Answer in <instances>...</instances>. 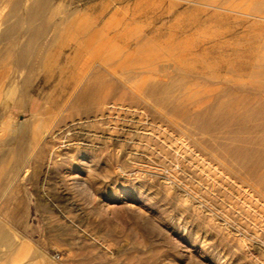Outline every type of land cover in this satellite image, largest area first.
<instances>
[{
  "label": "rangeland",
  "instance_id": "rangeland-1",
  "mask_svg": "<svg viewBox=\"0 0 264 264\" xmlns=\"http://www.w3.org/2000/svg\"><path fill=\"white\" fill-rule=\"evenodd\" d=\"M14 1L8 15L0 0V32L19 31L0 41V262L264 264V7L48 0L30 20ZM50 13L69 21L42 27ZM36 28L29 72L14 56Z\"/></svg>",
  "mask_w": 264,
  "mask_h": 264
},
{
  "label": "bare ground",
  "instance_id": "bare-ground-1",
  "mask_svg": "<svg viewBox=\"0 0 264 264\" xmlns=\"http://www.w3.org/2000/svg\"><path fill=\"white\" fill-rule=\"evenodd\" d=\"M3 1H5V2H8L7 3V5H8V15H10V14H13L15 11H16V9L18 8V6H19V3L17 2V1H14V2H10V0H3ZM20 1H22V0H20ZM201 2V1H200ZM251 2H252V4H251V6L249 7V9L250 10H252V11H259V10H261L263 7H264V0H251ZM22 3V2H21ZM208 3V2H207ZM250 3V2H249ZM25 4L27 5L26 7H27V18L28 19H30V20H33V19H35V18H37V17H40L41 16V14H43V12L42 11H44V10H46V9H48V0H32L31 2H29V0H25ZM195 4V3H194ZM4 6H6V4L4 5ZM198 6V5H197ZM210 6V5H209ZM213 5H211V7H212ZM24 7V6H23ZM26 7H24V8H26ZM216 8L217 7H219V6H215ZM49 9H51V8H49ZM115 9V8H114ZM206 9V8H205ZM228 9V8H227ZM209 10V9H208ZM226 10V9H225ZM204 11V10H203ZM42 12V13H41ZM52 12V11H51ZM48 13V12H47ZM53 13V12H52ZM52 13H50V16L49 15H46V16H42L41 17V19H42V22H41V26L42 27H46V26H49V25H52L54 28H57V29H60V27L62 26V25H64V23H66L67 21H69L68 20V17H70L68 14H66V16L64 17V18H62V19H59L57 22H55L54 21V23H53V20H52V17H51V15H52ZM208 13V12H207ZM213 13H215L214 15H216V12H213ZM49 14V13H48ZM7 15V16H8ZM213 15V14H212ZM248 15V14H247ZM252 15V14H251ZM250 15V16H251ZM64 16V15H63ZM10 17V16H9ZM56 18V17H55ZM54 18V19H55ZM10 19V18H9ZM78 19V18H77ZM247 19V18H246ZM88 20V19H87ZM96 21V20H95ZM9 22V21H8ZM195 22V21H194ZM13 23V22H12ZM252 23V22H251ZM2 24V23H1ZM23 24V23H22ZM71 24V23H70ZM20 25V24H19ZM87 25V24H86ZM17 25H12V26H9V27H6V28H4L1 32H0V41H2V40H7V48H9V49H12V47H11V45L13 44V42L14 41H16L17 39H18V37L16 36V33H18L19 31H17ZM62 27H64V26H62ZM66 27V26H65ZM75 28V27H74ZM80 28V27H79ZM88 28V27H87ZM26 29V28H25ZM63 29V28H62ZM98 29V28H97ZM19 30V29H18ZM24 30V29H23ZM40 28H36V29H33L32 31H31V33H30V36H29V38L24 42V44L17 50V53H16V55L14 56V61H15V63L17 64V66H19L20 68H23V67H25L26 66V63H25V59L28 57V54H29V52H30V50H31V48H32V44H33V41H34V37H37L38 36V34H39V32H40ZM54 33H56V31L54 32ZM60 33H61V31H60ZM86 34V33H85ZM95 34V33H94ZM73 35V34H72ZM91 35V34H90ZM96 35V34H95ZM136 35V34H135ZM25 36V35H24ZM89 37V36H88ZM100 37V36H99ZM244 37V36H243ZM94 38V37H93ZM245 38H246V35H245ZM254 38V42L255 41H263V43H264V37L263 36H258V35H256V37H252L251 39H253ZM100 39V38H99ZM136 39V38H135ZM247 39V38H246ZM246 39H245V41H246ZM251 39H250V41H251ZM95 40V39H94ZM88 41V40H87ZM92 41V40H91ZM100 42V41H99ZM244 42V41H243ZM90 43V42H89ZM105 43V42H104ZM249 43V42H248ZM252 43V42H251ZM106 44V43H105ZM19 45V44H18ZM259 48V47H258ZM257 48V49H258ZM93 49V48H92ZM252 49H253V47H252ZM251 49V47H250V50H252ZM256 49V48H255ZM254 49V50H255ZM260 49H264V45H263V47H261ZM99 51V50H98ZM104 51V50H103ZM257 52H259V53H256V55L260 58V61H261V63L262 64H264V52L263 51H257ZM95 53H97V52H95ZM100 53H101V51H100ZM251 53V52H250ZM66 55V54H65ZM101 55H102V53H101ZM106 55V54H105ZM108 56V55H107ZM107 56H105L106 58H107ZM69 57H71V56H69ZM99 57H100V55H99ZM247 57H249V56H247ZM34 58H37V57H34ZM112 58V57H111ZM198 59V58H197ZM28 60V59H27ZM106 60V59H105ZM218 60V59H217ZM216 59H215V61H217ZM220 60H222V59H220ZM224 60V59H223ZM226 60V59H225ZM227 60H229V59H227ZM11 61H12V59H11ZM214 61V62H215ZM230 61V60H229ZM64 62V61H63ZM218 62V61H217ZM226 62V61H225ZM133 63V62H132ZM135 63V62H134ZM233 63V62H232ZM93 64V63H92ZM214 64V63H213ZM216 64V63H215ZM223 64H224V62L222 63V66H223ZM120 65V64H119ZM218 65V64H217ZM216 65V66H217ZM220 65V64H219ZM218 65V66H219ZM227 65V64H226ZM209 66V65H208ZM212 66V65H211ZM210 66V67H211ZM26 67H29V69H28V71L30 72V69H31V67H30V65L29 66H26ZM215 67V66H214ZM213 67V68H214ZM221 66H219L218 68H220ZM224 67V66H223ZM56 68H57V72L56 73H54V72H52V70L51 71H49L48 72V74H47V77L46 78H51L52 76H54L55 74H58L60 77H61V75H62V73H63V66H56ZM212 68V67H211ZM210 68V69H211ZM217 68V69H218ZM19 70V69H18ZM214 70H216V69H214ZM21 71V70H20ZM87 71V70H86ZM176 71H178V70H176ZM218 72H219V69L217 70ZM222 71L223 70H221V73H222ZM211 72H213V71H211ZM224 72V71H223ZM208 73H210V71L208 72ZM215 73H217L216 71H215ZM220 73V72H219ZM167 75V74H166ZM217 75V74H216ZM222 75V74H221ZM220 75V77H223V76H221ZM227 76V75H226ZM226 76H225V78H226ZM59 77V80H62L61 78ZM28 78H29V76H28V73L24 76V78H23V81H22V86L23 87H25V85H26V83H27V81H28ZM86 82V81H85ZM236 82V81H235ZM87 83V82H86ZM180 84V83H179ZM178 84V85H179ZM182 85V84H181ZM239 86V85H238ZM164 87V86H163ZM146 88L148 89V90H150V91H156L157 89H165L166 87H164V88H162V86H160V84L158 85V84H156V83H149L148 85H146ZM169 88H171V86L169 87ZM21 89V88H20ZM243 89V88H242ZM260 92V91H259ZM151 93V92H150ZM253 93V92H252ZM164 95H165V93H164ZM69 96V95H68ZM84 97H85V95H84ZM166 97V96H165ZM86 108H88L87 107V105H89L90 103H89V101H87L86 103ZM99 105V104H98ZM155 105V104H154ZM156 107V106H155ZM160 108V107H159ZM68 111V110H67ZM136 112V111H135ZM98 115V114H97ZM141 115V114H140ZM102 118V117H101ZM205 118V117H204ZM203 118V119H204ZM203 128V127H202ZM58 134V133H57ZM54 135V134H53ZM55 137V136H54ZM253 140V139H252ZM263 140V139H262ZM262 142V141H261ZM199 144V143H198ZM201 146V145H200ZM209 147V146H208ZM4 153V152H3ZM51 154V153H50ZM49 154V155H50ZM57 154V153H56ZM4 158H6V157H4ZM28 159V158H27ZM1 160V159H0ZM3 161H4V159H3ZM84 162V161H83ZM260 162V161H259ZM4 163V162H3ZM2 162H0V170H3V171H5L6 169H7V165L5 164H3ZM244 165H245V163H243ZM250 165H252V164H250ZM226 167H228V166H226ZM242 167V166H241ZM261 170V169H260ZM234 172V171H233ZM260 173V172H259ZM237 174V173H236ZM247 183V182H246ZM249 183V182H248ZM258 183V182H257ZM252 185V184H251ZM258 185V184H257ZM254 187V186H253ZM258 189V188H257ZM0 246H5L6 248H7V246H9V240H8V238H7V236H6V234L4 233V230H3V228L0 226ZM0 264H7L6 262H0Z\"/></svg>",
  "mask_w": 264,
  "mask_h": 264
}]
</instances>
